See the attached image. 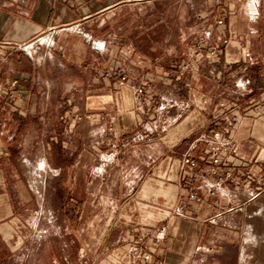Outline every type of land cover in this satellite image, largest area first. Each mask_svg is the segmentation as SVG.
Listing matches in <instances>:
<instances>
[{
    "label": "rangeland",
    "instance_id": "obj_1",
    "mask_svg": "<svg viewBox=\"0 0 264 264\" xmlns=\"http://www.w3.org/2000/svg\"><path fill=\"white\" fill-rule=\"evenodd\" d=\"M211 3L217 17L209 21L205 0L124 7L112 19L109 41L117 50L98 72V87L45 100L57 110L44 126L27 129L15 145L20 162L4 163L0 173V205L13 212L0 216L15 255L9 264H264V177L261 191L241 186V177L185 178L212 170L214 131L234 146L230 166L213 170L264 174V19L245 17L264 14V0L239 2L236 22L229 2ZM123 40L132 51L123 50ZM138 54L146 75L140 81L136 72L132 82ZM245 63L255 64L246 70ZM118 65L128 69V83L105 78ZM101 83L117 85L113 98L101 97ZM1 127L5 156L15 128ZM52 140L73 156V170L55 168ZM191 159L198 162L193 170ZM169 220L188 222L194 239L168 249Z\"/></svg>",
    "mask_w": 264,
    "mask_h": 264
},
{
    "label": "crops",
    "instance_id": "obj_2",
    "mask_svg": "<svg viewBox=\"0 0 264 264\" xmlns=\"http://www.w3.org/2000/svg\"><path fill=\"white\" fill-rule=\"evenodd\" d=\"M165 1L168 0H85L80 5L74 0H0L2 60L0 86L18 94L17 102L20 104L17 107H7L2 98L0 99V130L3 129L1 126H7L8 130L15 128L8 153L0 156V173L4 171V163L20 162L21 154L19 153L20 156L18 154L20 149L15 145H18L19 139L27 129L34 131L44 126L45 116L57 110L47 105L46 99L87 96L91 93L88 87H98V72L105 64L113 63L117 50L109 41L115 30L113 17H116L117 13L120 15L126 6H135L140 10L142 7L160 5ZM211 1L205 0L207 8L204 13L207 21L209 18L217 17L211 16L215 13ZM241 1L226 0L233 11L230 20L234 22L242 18L240 11L233 10ZM245 17L251 20L256 17L262 22L264 14L249 12L245 13ZM207 27L210 32H215L213 25ZM234 29L236 33L240 32L238 25H234ZM253 30L249 29L248 32L251 33ZM122 42L124 45V40ZM149 49L150 45L145 47L146 52ZM123 50L132 51L126 45ZM133 57L132 63L135 68L132 82L136 81L134 78L136 72L138 76L142 75L140 81H143L147 61L145 59L143 61L139 54L138 58L134 55ZM256 62L258 64V61ZM245 64V69L249 70L255 63ZM219 66L222 68V65ZM218 74H222L221 69ZM15 80L18 83L13 87L12 83ZM101 85L106 88L104 91L107 93L101 97L113 98L117 85L115 83ZM51 151L57 161L55 168L60 173L73 170L75 160L73 156L67 157L63 142L52 140ZM3 182L4 179H0L2 192L0 198L3 197ZM3 213L12 215V208L9 205H0V216ZM187 224L185 221H168L166 230L168 249L176 242L185 241L187 237L194 239L193 228L189 232L190 227ZM8 239L10 235L0 227V242L3 244L0 247V264H9L10 259L15 256ZM174 250L177 256L181 254L180 249ZM169 255L167 251L166 256Z\"/></svg>",
    "mask_w": 264,
    "mask_h": 264
},
{
    "label": "built area",
    "instance_id": "obj_3",
    "mask_svg": "<svg viewBox=\"0 0 264 264\" xmlns=\"http://www.w3.org/2000/svg\"><path fill=\"white\" fill-rule=\"evenodd\" d=\"M75 2H78V4L82 5L85 0H74ZM215 2V4H218L219 2H224V5L227 6L226 0H212ZM224 20L225 17L223 16L220 20L216 22V25L219 28H224ZM209 36V35H208ZM226 42V41H225ZM19 49H22V47H18ZM1 65L2 60L0 59V76H1ZM104 76L106 79H118L121 83H128L130 81V75L129 71L125 66L118 65L115 68H112L104 73ZM17 81L15 80L12 83V86L15 87L17 85ZM249 82L247 81V84ZM140 93H142V89L139 90ZM0 98H4L7 101H15L18 98V94H16L13 90H7L5 88H2L0 86ZM214 141L212 142V146L210 150L208 151L209 154V160L212 162L213 168L209 173H185V178L189 179L190 182L196 181L198 179H204L209 180L210 178L215 179L217 178L218 183H225L228 180H231V182H236V177L243 178V181L241 183V186L245 187L246 189H250L254 187L255 191H261V182L264 177V174L262 173V170H256L252 171L250 173H243L242 170H238L237 173H231L230 171H223V173H218L217 170H213L214 168H223V167H229L230 166V159L227 156V153L230 152L234 146L233 142H230L225 139L224 134L221 131H214L213 133ZM190 164V169H194L198 167V162L196 159H191L188 161ZM259 162V161H256ZM239 184V183H238ZM188 188V194H190V198H195L197 193H193V189H191L189 186H185ZM165 233V229L162 230L161 234ZM144 259L147 261L151 260V255L149 253L144 255Z\"/></svg>",
    "mask_w": 264,
    "mask_h": 264
}]
</instances>
